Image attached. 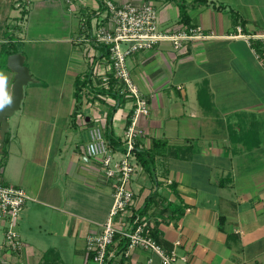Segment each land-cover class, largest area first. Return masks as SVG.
<instances>
[{
	"label": "crops",
	"instance_id": "crops-1",
	"mask_svg": "<svg viewBox=\"0 0 264 264\" xmlns=\"http://www.w3.org/2000/svg\"><path fill=\"white\" fill-rule=\"evenodd\" d=\"M113 1L151 2L161 28L186 26L174 0ZM67 2L78 18L73 43L80 44L82 54L70 75L75 88L80 78L81 99L76 102L74 90L63 115L56 112L49 122L27 111L12 130L15 113L8 118L0 182L22 187L30 199L17 224L22 250L6 246L0 218V264H93L86 239L102 232L113 204L101 158L87 156V140L76 142L73 129L99 125L107 141L109 134L116 143L112 148L123 150L132 101L101 87L108 56L90 35L101 2ZM184 2L189 24L217 37L185 42L179 51L164 40L128 57L132 78L150 107L138 120L144 131L138 147L150 150L154 140L162 144L149 170L138 164L130 180L134 204L124 216L139 214L166 251L179 241L177 252L187 256L181 264H264V0ZM9 17L8 11L0 26V51L7 32L13 42L21 39L22 27L15 30ZM82 61L85 70L79 69ZM0 72L12 96L15 74L8 67ZM26 97L24 91L20 109ZM46 124L49 142L40 147L37 138ZM125 251L119 238L109 248L107 264H161L150 251L133 249L128 256Z\"/></svg>",
	"mask_w": 264,
	"mask_h": 264
},
{
	"label": "built area",
	"instance_id": "built-area-1",
	"mask_svg": "<svg viewBox=\"0 0 264 264\" xmlns=\"http://www.w3.org/2000/svg\"><path fill=\"white\" fill-rule=\"evenodd\" d=\"M99 1L101 4L91 18L90 35L92 43L102 47L108 56V74L102 77L101 87L111 94L131 99L132 112L124 133L123 150L112 148L101 126L94 124L88 127L85 152L88 157L101 158L105 175L111 181L113 204L102 232L87 237L86 250L93 264H107L108 250L119 237L125 242L126 256L131 250L140 249L156 254L161 264H181L187 261V256L177 252L179 241L175 242L172 250L166 251L150 234L139 214L124 216L134 204L130 180L138 166L135 152L138 139L144 135L138 120L150 111L147 98L132 78L127 59L164 40L170 41L173 48L179 51L186 46L185 42L217 35L206 33L200 26L183 27L182 30L163 29L159 24L158 11L151 2ZM238 31L241 32L240 27ZM95 58L93 53L90 63L94 72L98 68ZM29 199L30 196L22 187L0 182V218L6 224L5 244L12 250L24 248L17 224L19 214Z\"/></svg>",
	"mask_w": 264,
	"mask_h": 264
},
{
	"label": "rangeland",
	"instance_id": "rangeland-1",
	"mask_svg": "<svg viewBox=\"0 0 264 264\" xmlns=\"http://www.w3.org/2000/svg\"><path fill=\"white\" fill-rule=\"evenodd\" d=\"M23 9L28 11L26 15H22ZM8 11L12 16L9 17L8 23L18 26L13 23L16 18L19 27H22L21 39L14 43V47L18 53L24 55L25 64L35 81L28 83L24 88L27 97L22 108L12 117L13 130L15 122L24 118L27 111L40 113L45 122L55 117L56 112L63 115L68 101L73 100L75 86L70 74L76 58L79 59L78 55H81L82 51L80 44L73 43L77 36L75 30L78 18L67 0H0L2 29V24L6 23L4 15ZM2 35L3 33H0V39H3ZM80 65V70L87 68L85 61ZM38 100L43 102L41 108L36 106ZM58 102L62 104L60 108L56 107ZM45 126L46 128L40 130V138H37L40 147L47 146L49 142L48 124ZM27 132L28 135L31 134L29 130ZM73 132L79 144L88 140V127L85 129V126L77 125ZM8 147L9 145H6V149Z\"/></svg>",
	"mask_w": 264,
	"mask_h": 264
},
{
	"label": "trees",
	"instance_id": "trees-1",
	"mask_svg": "<svg viewBox=\"0 0 264 264\" xmlns=\"http://www.w3.org/2000/svg\"><path fill=\"white\" fill-rule=\"evenodd\" d=\"M168 1H172V0H168ZM178 3L179 9H180V14H181V21L184 22V24L186 25L185 27L191 26L189 24V20L187 19V15H186V5L184 0H174ZM201 1H205L207 2V0H201ZM28 13V11L26 9L22 10V15H26ZM232 16H236L233 12H231ZM15 30L16 29H20L19 26H14ZM14 31V30H13ZM13 34L12 32H7L6 34V41L1 43V51H0V68H4L7 67V58L9 55L11 54H15L18 53V51L15 49L14 47V43L13 42ZM255 47H257L256 44H254ZM259 52L261 50H258ZM76 88H75V92H74V98L76 99V102L79 103L80 99H81V90H80V78H77L76 80ZM113 84V82H111ZM130 122V119H129ZM128 122V123H129ZM1 126V124H0ZM108 140H109V144L111 146H116V143L114 142V140L110 137V135H106ZM8 140H9V133L6 134V138H5V145L2 148V153H0V169L5 165L6 160H7V156H8V152L6 150V145L8 144ZM160 144H162L160 141H153V147L150 150H141L139 149V147H136V158H137V162L138 164H140L143 168H146L147 170H149V163H151V161L153 160L154 156H155V149H157ZM1 173V172H0ZM154 239L157 241V243L159 245H161V241L155 237V235H153ZM119 237H116L115 240H118ZM162 246V245H161ZM109 253V250H108Z\"/></svg>",
	"mask_w": 264,
	"mask_h": 264
},
{
	"label": "water",
	"instance_id": "water-1",
	"mask_svg": "<svg viewBox=\"0 0 264 264\" xmlns=\"http://www.w3.org/2000/svg\"><path fill=\"white\" fill-rule=\"evenodd\" d=\"M7 67L14 74V82L12 87V103L0 111V153L5 145L6 134L9 131L8 118L14 115L21 107L24 98L25 86L33 82L34 79L30 73L28 66L25 64V57L21 53L11 54L7 58Z\"/></svg>",
	"mask_w": 264,
	"mask_h": 264
},
{
	"label": "clouds",
	"instance_id": "clouds-1",
	"mask_svg": "<svg viewBox=\"0 0 264 264\" xmlns=\"http://www.w3.org/2000/svg\"><path fill=\"white\" fill-rule=\"evenodd\" d=\"M12 103L11 93L7 90V76L0 72V111Z\"/></svg>",
	"mask_w": 264,
	"mask_h": 264
}]
</instances>
